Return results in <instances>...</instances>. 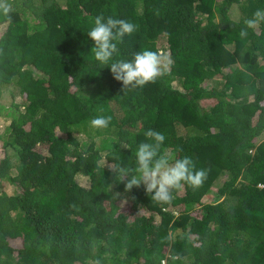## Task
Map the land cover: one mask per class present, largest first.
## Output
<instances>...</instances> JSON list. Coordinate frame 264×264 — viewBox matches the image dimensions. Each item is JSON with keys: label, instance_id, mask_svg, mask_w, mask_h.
I'll use <instances>...</instances> for the list:
<instances>
[{"label": "trees", "instance_id": "trees-1", "mask_svg": "<svg viewBox=\"0 0 264 264\" xmlns=\"http://www.w3.org/2000/svg\"><path fill=\"white\" fill-rule=\"evenodd\" d=\"M8 2L0 264H264V23L239 36L264 0ZM101 14L138 25L113 60L159 51L165 74L123 91L91 53ZM98 116L107 128L90 126ZM149 129L165 136L161 154L207 172L171 204L143 184L126 193L104 167L134 169Z\"/></svg>", "mask_w": 264, "mask_h": 264}, {"label": "clouds", "instance_id": "clouds-1", "mask_svg": "<svg viewBox=\"0 0 264 264\" xmlns=\"http://www.w3.org/2000/svg\"><path fill=\"white\" fill-rule=\"evenodd\" d=\"M12 6L8 0H0V13L8 16ZM264 23V9H257L251 18L244 21L239 31L241 39L248 36V29L256 30ZM138 30V25L125 19H117L98 15L94 18V26L88 31L89 38L94 41L91 53L100 64L109 66L115 80L122 82L123 91L128 88H143L154 83L165 74L168 67V56L159 51L144 49L134 53L132 60H113L118 53L117 45L123 38ZM111 61V63H110ZM111 116H98L90 120L94 129L107 128ZM148 141L141 142L135 151V168L121 166L120 162L104 165L115 174L116 180L125 184V192L134 187L145 186L151 201L158 204H171L173 192L184 188V185L198 189L207 178L204 169L197 170L194 161L185 156L172 159L167 152L161 154V146L165 141L163 133L149 129L144 133ZM114 160L120 161L118 157ZM134 173V174H133ZM131 174V175H130ZM130 176V178H129ZM119 196V193L116 194Z\"/></svg>", "mask_w": 264, "mask_h": 264}, {"label": "rangeland", "instance_id": "rangeland-1", "mask_svg": "<svg viewBox=\"0 0 264 264\" xmlns=\"http://www.w3.org/2000/svg\"><path fill=\"white\" fill-rule=\"evenodd\" d=\"M169 59V58H168ZM168 63H169V60H168ZM206 102L208 103V101H205V105H206ZM4 118H0V130H3L4 129V126L6 125V123L4 122ZM82 137H83V134H82ZM9 191H12V188L10 187L9 188Z\"/></svg>", "mask_w": 264, "mask_h": 264}]
</instances>
